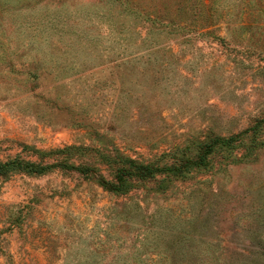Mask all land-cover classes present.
I'll list each match as a JSON object with an SVG mask.
<instances>
[{
    "label": "rangeland",
    "instance_id": "374dc122",
    "mask_svg": "<svg viewBox=\"0 0 264 264\" xmlns=\"http://www.w3.org/2000/svg\"><path fill=\"white\" fill-rule=\"evenodd\" d=\"M181 1L0 0V264H264V0Z\"/></svg>",
    "mask_w": 264,
    "mask_h": 264
},
{
    "label": "trees",
    "instance_id": "16d2710c",
    "mask_svg": "<svg viewBox=\"0 0 264 264\" xmlns=\"http://www.w3.org/2000/svg\"><path fill=\"white\" fill-rule=\"evenodd\" d=\"M183 1L184 0H182L181 3ZM182 12L185 13L186 10L184 9ZM176 27H178V25ZM256 126L257 125L236 135H231L225 138L211 134L209 137H207L206 142L202 145V148L199 150V152L193 154V157L185 159L180 164H171L158 168L152 167L150 165L132 163L127 169H114L112 179L110 181L104 182L103 184H105L110 191L124 192L131 189L138 182L155 178L156 174L166 173L176 177L183 176L184 174L191 172L193 169L199 167H209L211 159L218 150H226L227 152L230 151L228 153V160L230 161L228 162H239L243 159V157L253 153L256 143L255 145L251 143L249 146H246L243 139L245 138V134L248 131L252 130L253 133L256 132ZM240 147H245V155L235 152V150ZM46 169L47 167H40L34 163L24 162L21 160L0 163V174L10 170H17L25 172L29 175H38L42 174ZM257 253L264 255V248L259 250Z\"/></svg>",
    "mask_w": 264,
    "mask_h": 264
}]
</instances>
